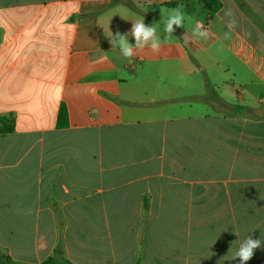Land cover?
Segmentation results:
<instances>
[{
    "label": "crops",
    "instance_id": "1",
    "mask_svg": "<svg viewBox=\"0 0 264 264\" xmlns=\"http://www.w3.org/2000/svg\"><path fill=\"white\" fill-rule=\"evenodd\" d=\"M112 1L0 0V255L240 264L247 236L264 244V0L181 2L167 40L171 0ZM142 19L162 48L130 62L108 37ZM196 21L209 38L185 45Z\"/></svg>",
    "mask_w": 264,
    "mask_h": 264
},
{
    "label": "clouds",
    "instance_id": "2",
    "mask_svg": "<svg viewBox=\"0 0 264 264\" xmlns=\"http://www.w3.org/2000/svg\"><path fill=\"white\" fill-rule=\"evenodd\" d=\"M224 14L229 18L226 22V27L231 31L237 26L232 10L228 9ZM185 19L181 7L169 10L167 19L164 22V39H170L176 28L185 27ZM130 36L134 39V43L129 41ZM208 38L209 32L204 27L203 22L196 21L191 36L184 34L183 42L187 45L190 41L196 42L197 40H207ZM224 38H230L229 32H225ZM108 39L112 47H118L123 57L128 58L130 62L132 57L145 49L150 50L154 54H159L162 48L161 38L157 35V28L153 24H146L144 19L133 22L130 31L127 33L122 34L119 31L115 34L110 33ZM235 234L236 236L239 235V233ZM262 246H264V244H262L260 238L254 239L249 235L235 252L234 260L238 258L240 264H247V262L253 258L255 251Z\"/></svg>",
    "mask_w": 264,
    "mask_h": 264
},
{
    "label": "trees",
    "instance_id": "3",
    "mask_svg": "<svg viewBox=\"0 0 264 264\" xmlns=\"http://www.w3.org/2000/svg\"><path fill=\"white\" fill-rule=\"evenodd\" d=\"M188 0H171L166 6L170 8L179 7L181 2ZM203 4L208 10L213 13L218 12L222 8V2L220 0H197ZM123 3L130 6V3L126 0H114L112 4ZM68 125V112L65 104H61L58 115H57V126L58 128H65ZM14 130V119L12 117L0 116V134H9ZM0 264H22L12 261L5 255H0ZM40 264H73L64 257L62 249L57 248L54 250L52 256L42 261Z\"/></svg>",
    "mask_w": 264,
    "mask_h": 264
},
{
    "label": "rangeland",
    "instance_id": "4",
    "mask_svg": "<svg viewBox=\"0 0 264 264\" xmlns=\"http://www.w3.org/2000/svg\"><path fill=\"white\" fill-rule=\"evenodd\" d=\"M184 15H185V14H184ZM185 17H186V15H185ZM225 68H226V67H225ZM226 69H227V68H226ZM199 75H202V74L199 73ZM229 76H230V77L233 76V71H232V70L230 71ZM230 82H231V81H228V85H229V86H232V82H231V83H230ZM204 90H205V89H203L202 92H205Z\"/></svg>",
    "mask_w": 264,
    "mask_h": 264
},
{
    "label": "water",
    "instance_id": "5",
    "mask_svg": "<svg viewBox=\"0 0 264 264\" xmlns=\"http://www.w3.org/2000/svg\"><path fill=\"white\" fill-rule=\"evenodd\" d=\"M253 113H254L256 116H262V111L259 110V109H254V110H253Z\"/></svg>",
    "mask_w": 264,
    "mask_h": 264
}]
</instances>
